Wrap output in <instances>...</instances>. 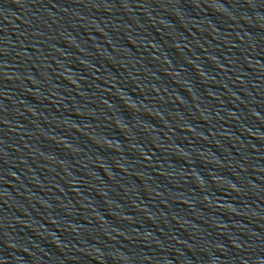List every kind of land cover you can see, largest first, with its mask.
I'll list each match as a JSON object with an SVG mask.
<instances>
[{"label": "water", "instance_id": "95a60500", "mask_svg": "<svg viewBox=\"0 0 264 264\" xmlns=\"http://www.w3.org/2000/svg\"><path fill=\"white\" fill-rule=\"evenodd\" d=\"M69 264H264V0H242Z\"/></svg>", "mask_w": 264, "mask_h": 264}]
</instances>
